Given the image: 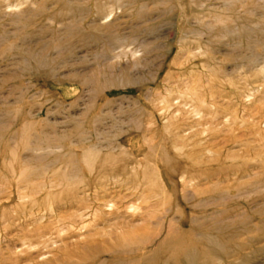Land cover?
<instances>
[{
	"label": "rangeland",
	"instance_id": "rangeland-1",
	"mask_svg": "<svg viewBox=\"0 0 264 264\" xmlns=\"http://www.w3.org/2000/svg\"><path fill=\"white\" fill-rule=\"evenodd\" d=\"M0 264H264V0H0Z\"/></svg>",
	"mask_w": 264,
	"mask_h": 264
},
{
	"label": "bare ground",
	"instance_id": "bare-ground-1",
	"mask_svg": "<svg viewBox=\"0 0 264 264\" xmlns=\"http://www.w3.org/2000/svg\"><path fill=\"white\" fill-rule=\"evenodd\" d=\"M92 160L93 159H91V161H87V165H88V167L90 168V174H93V172H95L94 171V168H93V166H90L91 165V163H92ZM82 181H80V183H81ZM79 183V184H80ZM77 186V185H76ZM76 189H71L70 191H65V190H62L60 193H59V195H53V194H48V197H51V195H53L51 198H57L58 200V202H61V199H62V197H61V195L60 194H62V195H66V194H70L69 195V197H71V198H73L74 196H75V194H76ZM73 193V194H72ZM64 198V197H63ZM92 200H93V198H92ZM62 203V202H61ZM67 206L69 205V207H73V205L74 204H71V202H70V200H68L67 201V203H65Z\"/></svg>",
	"mask_w": 264,
	"mask_h": 264
}]
</instances>
